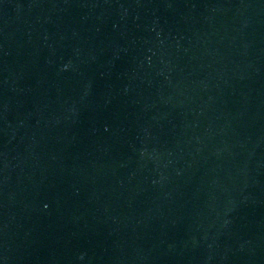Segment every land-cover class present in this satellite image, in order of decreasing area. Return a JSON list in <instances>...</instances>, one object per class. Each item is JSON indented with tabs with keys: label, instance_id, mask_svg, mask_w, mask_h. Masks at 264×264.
Here are the masks:
<instances>
[{
	"label": "water",
	"instance_id": "95a60500",
	"mask_svg": "<svg viewBox=\"0 0 264 264\" xmlns=\"http://www.w3.org/2000/svg\"><path fill=\"white\" fill-rule=\"evenodd\" d=\"M0 264H264V0H0Z\"/></svg>",
	"mask_w": 264,
	"mask_h": 264
}]
</instances>
